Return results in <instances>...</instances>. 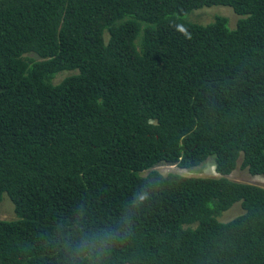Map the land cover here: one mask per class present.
Instances as JSON below:
<instances>
[{
	"label": "trees",
	"instance_id": "1",
	"mask_svg": "<svg viewBox=\"0 0 264 264\" xmlns=\"http://www.w3.org/2000/svg\"><path fill=\"white\" fill-rule=\"evenodd\" d=\"M213 6L234 30L184 16ZM210 157L220 177L155 169ZM237 167L264 180V0H0V264H72L112 228L102 264H264Z\"/></svg>",
	"mask_w": 264,
	"mask_h": 264
},
{
	"label": "rangeland",
	"instance_id": "2",
	"mask_svg": "<svg viewBox=\"0 0 264 264\" xmlns=\"http://www.w3.org/2000/svg\"><path fill=\"white\" fill-rule=\"evenodd\" d=\"M184 16L188 21L202 26L212 24L217 16L219 17L222 16L228 19V28L231 30H234L236 28V22L239 19V17L232 12L231 8L223 7V6H213L210 8H201V9L193 10L186 13ZM65 73L66 72H63L57 75L65 74ZM63 77L64 75L58 76L56 81H59ZM213 164H214L213 157H210L201 166L194 168L192 170H182L176 166H172V167L158 166L156 167V169L163 174L176 173L183 176H188V177L190 176L195 178H211L212 176L214 178L217 177V174L214 171ZM226 178L232 181L264 186L263 178L252 176L246 170L238 169V167ZM242 212L243 210L240 206V203H236L230 209L223 212L219 217H217V220L219 222L225 223L239 216L240 214H242ZM0 218L7 221L16 219L14 216L13 206L11 205L6 194H3L1 197Z\"/></svg>",
	"mask_w": 264,
	"mask_h": 264
},
{
	"label": "clouds",
	"instance_id": "3",
	"mask_svg": "<svg viewBox=\"0 0 264 264\" xmlns=\"http://www.w3.org/2000/svg\"><path fill=\"white\" fill-rule=\"evenodd\" d=\"M191 24H195V23L191 22ZM186 33L189 36H191L192 34L198 33V32L197 31H188V32L186 31ZM213 167H214V164H213ZM214 171H215V167H214ZM217 177H220V175L217 174ZM255 177H261V176H255ZM239 183H242V182H239ZM251 185L260 186L257 184H251ZM146 199H148L147 193L141 192L138 194L139 202H143ZM0 220H3V219L0 218ZM119 236H120V232L117 231V228H112L110 231L101 230L99 232H92L91 234L82 233L81 237L78 238L76 242H74L72 248L70 249V252H71L70 259L72 261V264H98V262L99 264H102L103 258L107 255V252L111 246V243L114 240L118 239Z\"/></svg>",
	"mask_w": 264,
	"mask_h": 264
}]
</instances>
